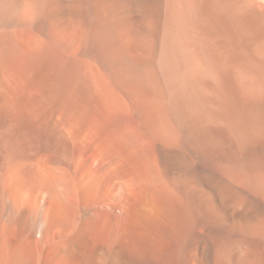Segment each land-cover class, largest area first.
I'll return each mask as SVG.
<instances>
[{
  "label": "bare ground",
  "instance_id": "1",
  "mask_svg": "<svg viewBox=\"0 0 264 264\" xmlns=\"http://www.w3.org/2000/svg\"><path fill=\"white\" fill-rule=\"evenodd\" d=\"M0 37V92H85L99 147L26 183L0 108V264H264V0H0Z\"/></svg>",
  "mask_w": 264,
  "mask_h": 264
},
{
  "label": "rangeland",
  "instance_id": "2",
  "mask_svg": "<svg viewBox=\"0 0 264 264\" xmlns=\"http://www.w3.org/2000/svg\"><path fill=\"white\" fill-rule=\"evenodd\" d=\"M8 39L0 37V42L4 44ZM1 51L0 55H2L3 60L0 58V64L7 59V55H5L6 57L3 56L6 52L2 53ZM17 90L0 92V108L3 110L6 120L5 126H3V138L7 158L9 157L7 161L12 160L14 155L16 158L21 157L19 160L26 165H23L25 168L20 169L21 171L19 170L18 173L22 181L25 177L31 178L33 179L31 184L36 185L41 183L45 177V180L49 179L51 189L68 187L69 181L66 173L53 171L49 175L46 174L47 170L43 167L42 162L47 157L52 158L57 164L63 162L71 172L88 170L91 169V166V170L99 168L97 161L99 159V147L98 142L95 141L97 140L96 134L87 132V137L85 134L86 127L82 122L85 92H60L59 94L52 92L51 95V92ZM25 157L30 159L27 160ZM40 158L42 162H40ZM46 177L48 178L46 179ZM27 179L24 181L26 182ZM30 187L26 188L27 195L32 193L28 191H33L34 187ZM50 191L45 192L47 195L44 193L46 199L53 195L54 190Z\"/></svg>",
  "mask_w": 264,
  "mask_h": 264
}]
</instances>
